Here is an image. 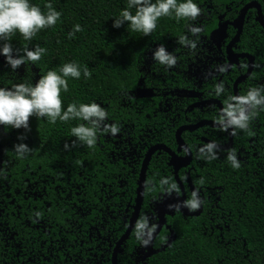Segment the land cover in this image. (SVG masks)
<instances>
[{"label": "trees", "instance_id": "16d2710c", "mask_svg": "<svg viewBox=\"0 0 264 264\" xmlns=\"http://www.w3.org/2000/svg\"><path fill=\"white\" fill-rule=\"evenodd\" d=\"M251 1L194 0L200 14L205 13L207 5L216 6L219 14L225 5L234 10ZM254 1L264 10L262 0ZM45 2H50L60 12L54 25L40 29L27 41L18 33L10 35L6 41L0 39V45L9 43L14 50L13 56L23 55L24 48L34 46L44 47L45 52L38 61L25 60L17 67L22 69L20 74L10 69L0 56V87L10 88L21 82L34 84L45 71H58L64 63L76 62L78 66H86L90 75L85 78L81 71L79 79L66 78L68 90L60 93L62 110L68 103L95 102L107 113L104 124L115 123L119 131L115 134L98 131L94 145L88 147L70 135L69 128L78 122L75 119L63 122L57 119L49 123L45 117L30 116L27 130L0 126V200L3 201L0 207L6 208L2 217L8 224L23 222L28 202L31 203V223L36 217L35 212L30 211L33 208L47 224H63L64 218L71 220L76 211L77 223L84 227L90 225L92 238L98 240V234L113 246L127 227L124 220L131 212L140 169L139 163H134L137 153L131 157V165L111 155L115 146H120L119 139L113 136L126 127L123 138H130L128 142L134 146L141 134V124L147 123L138 115L139 101L132 95L139 77L138 59L143 51L154 45L171 46L192 20L160 17L156 27L145 36L130 30L126 22L119 28L112 27V20L126 6L127 0H29L42 12L46 11ZM75 24L80 25L81 31L69 37L67 34ZM206 24L208 29L215 27V14ZM252 25L258 30L249 11L239 46L250 51L253 45L248 35L255 30ZM145 136H142L145 140L153 138L151 143H174L172 131ZM182 137L189 143L186 135ZM18 143L31 149L24 158L12 151L13 145ZM260 151L261 160L251 159L253 162L236 169L230 164L213 165L214 159L203 165H193L192 185L203 195L200 213L182 217L174 212L166 217V226L174 232L175 240L145 260L141 259L142 246L132 231L123 244L117 264H136L135 261L137 264H264V151ZM165 162L162 156L150 161L145 184L151 180L154 187L152 191L145 187L142 210L150 212V207L164 193L159 188L160 178L167 177L175 182ZM178 176L182 179V173ZM26 178L31 183L36 182L33 191H39L38 197L25 199ZM210 189L216 191L217 201L208 197L212 193ZM189 196L186 192V199ZM45 207L47 212L44 213ZM148 222L153 224L151 218ZM167 233L165 228L160 231L154 240V249L164 245ZM112 246L99 244L95 250L97 260L101 254L103 259L110 258Z\"/></svg>", "mask_w": 264, "mask_h": 264}, {"label": "flooded vegetation", "instance_id": "af4514ba", "mask_svg": "<svg viewBox=\"0 0 264 264\" xmlns=\"http://www.w3.org/2000/svg\"><path fill=\"white\" fill-rule=\"evenodd\" d=\"M251 2H256L259 5L264 22V10L261 4L254 0ZM261 3L264 7V0ZM239 10L237 8L233 10L228 5H225L224 11L218 14L216 6L207 5L204 14H199L195 20L188 23L199 27L201 31L193 35L188 31V27L185 26L182 32L188 39H194L196 41L194 48L190 49L187 46L180 45L177 42V38L171 46H164L166 51L176 57V63L171 67L160 65L152 59V52L160 44L143 51L138 59L139 77L136 88L140 87L149 90L152 94L150 96L138 97L134 93L135 88L132 95L139 101L137 104L139 108L137 110L138 115L143 117L147 123L143 122L141 124L139 128L141 134L138 135V141L134 146L128 142L130 138H123V134L126 133V127L121 129L117 135L113 136L119 139L120 146H115V150L111 152V155L120 157L127 165H131V157L134 153H137L134 163L137 161L139 168L147 150L155 145H163L178 156H184L188 150L190 153V162L186 167L180 168L177 172V179L184 190L185 198L186 192L191 193L188 182L192 185L190 173L194 167L193 165H203L209 160L199 151L203 145L211 141L215 142V159L211 164L219 166L230 164L226 159L229 150H235L236 159L241 166L253 162L251 159L255 160L256 158V160H261L260 150L264 151V109H255L257 114L249 120L247 129H236L235 134H231V128H221L214 119L223 107V100L227 95H244L249 87L264 86V29L255 19L256 10L254 8H250L247 11V13L249 11L252 13V19L258 28L257 30L252 25L253 27L251 28L255 30L248 35L251 38L253 48L250 51L239 46L241 32L238 42L230 50L231 53L228 52L227 54L226 51L228 42L236 33L235 28L230 23L238 16ZM212 14H215L216 25L208 29L206 20H209ZM246 15L244 23L246 21ZM224 22L228 23L225 29V37L221 41H218L216 36L212 35V32L217 28L218 24ZM237 55L242 56L237 57ZM250 60L252 61L251 71L246 78L237 83V94L235 95L233 84L239 76L246 72ZM220 66H224L225 71H217ZM14 71L20 74L22 69H15ZM217 83H222L224 87V91L219 96L215 93V85ZM199 123L201 124L200 126L181 132L180 137L187 150H177L178 146L175 141V132L180 127H192ZM142 131H144L143 135ZM164 131H172L174 143L169 145L159 142L151 143L153 138H149L148 134H159ZM145 134L148 137L146 140L142 137ZM183 135L187 136L189 143L184 141ZM117 142L118 140L114 142V145ZM160 156L166 158L165 163L169 167L173 179L177 184L178 190L172 194H179V185L174 178L172 167L168 165L169 156L166 152L163 150H155L150 156L147 168L151 160H155ZM178 173H182V179L178 176ZM36 186L35 181L31 183L29 178L25 179L26 191L23 192L26 195L25 199H30L31 196H39V191H33ZM194 190L196 189L194 188ZM40 191H42V188ZM215 193L216 191H212L208 197H212L217 201L218 196ZM197 194L202 201L203 195L201 192L197 191ZM6 197H9V195ZM208 197L207 200L209 199ZM12 202L10 201V203ZM2 204L3 201L0 200V205ZM30 204L28 202L25 207L27 213L25 214L24 212L25 218H23V222L17 225L6 222L2 217V213L6 208L0 207V264H104L107 260L108 263L106 264H110L111 256L106 260L102 258L101 254L97 260L95 250L99 244H106L108 247H111V242L107 238L99 237L98 234V240L92 238L90 225L84 227L77 223V219L74 217L76 211L71 215V220L64 218L65 223L63 224H47V220L39 217H33L34 223H31L29 218ZM132 206L130 215L132 213ZM46 207L42 210L44 213L47 212ZM154 207L155 203L150 207V212L140 208L138 218L142 212V215L147 216L148 219L151 218L152 223L156 224ZM16 211L18 213L20 210ZM30 211L36 212L34 208ZM61 212L63 213L64 210H61ZM130 215L128 216L130 217ZM129 217L124 220L126 224L128 223ZM56 220H59V218ZM164 228L168 231L165 235L166 242L170 230H168V226L165 224L160 231ZM97 241H100L99 244H97ZM125 241L120 246L117 261L118 256L123 253L122 247ZM114 245L111 248V254ZM141 251L143 253L141 256L142 259L144 255L143 248ZM135 263L137 264L138 262L135 261Z\"/></svg>", "mask_w": 264, "mask_h": 264}, {"label": "clouds", "instance_id": "9594fccd", "mask_svg": "<svg viewBox=\"0 0 264 264\" xmlns=\"http://www.w3.org/2000/svg\"><path fill=\"white\" fill-rule=\"evenodd\" d=\"M44 8L46 11L42 12L39 6L29 3V0H0V39L6 41L10 35L18 33L27 41L40 29L54 25L60 17V12L55 10L50 2H45ZM200 11L194 0H127L126 6L121 8L117 17L112 20V27L119 28L126 22L130 30L146 36L156 27L160 17H173L176 21L195 20ZM186 26L193 35L201 31L195 25ZM79 31L80 25L75 24L67 35L71 37L74 32ZM177 42L190 49L196 45L194 39H188L183 33L177 37ZM13 51L7 42L0 45V56L4 57L10 69L15 70L25 60L38 61L45 48L42 46L24 48L23 55L16 56L12 55ZM152 59L165 67H171L176 63V57L166 51L162 44L152 52ZM81 71L85 78L90 75L86 66L66 62L58 71L51 69L45 71L34 84L21 82L13 84L10 88L0 87V126L27 130L30 116L45 117L49 123H55L57 119L62 122L75 119L78 122L69 128L70 135L88 147L94 145L97 132L100 130L110 134L117 133L119 131L117 124H104L107 113L95 102L68 103L62 110L60 93L68 90L66 78L79 79ZM217 71L223 72L225 67L220 66ZM223 91V84L217 83L216 95L219 96ZM257 108L264 109V86L249 87L244 95H227L223 100V107L214 119L221 128H231V134H235L236 129H247L249 120L257 114L255 111ZM215 148V142L211 141L203 145L199 151L206 159L211 160L215 159ZM12 151L17 157L24 158L31 149L24 143H18L13 145ZM226 159L233 169L240 167L235 150H229ZM200 182H204L203 178ZM158 183L160 190L165 194L178 190L177 184L170 178L162 177ZM145 187L152 191L154 185L149 180ZM201 203L197 191L193 190L188 199L169 207H175L176 210L180 207L196 210ZM34 215L39 217L40 213L35 212ZM155 229L156 225H149L148 217L141 215L134 223L133 236L141 246H147Z\"/></svg>", "mask_w": 264, "mask_h": 264}, {"label": "water", "instance_id": "95a60500", "mask_svg": "<svg viewBox=\"0 0 264 264\" xmlns=\"http://www.w3.org/2000/svg\"><path fill=\"white\" fill-rule=\"evenodd\" d=\"M250 8H254L256 10V21L260 24V26L264 29V22L262 19V15L260 12V8L259 5L256 2H248L245 5H243L238 13V16L233 20L232 23H230L236 30L235 35L230 39V41L228 42L227 46H226V51L227 54L228 52L231 53V48L232 46L238 42L239 40V36L242 32L243 29V24H244V19H245V15L247 13V11ZM228 23L224 22V23H220L218 24L217 28L212 32V35H215L216 38L218 39V41H221L224 37H225V29H226V25ZM242 55H237V57H241ZM252 68V61L250 60L248 62V67L246 72L239 76L234 84H233V90H234V94L236 95V85L238 82H240L241 80H243L244 78H246ZM135 95L138 97H144V96H150L152 93H150L149 90H145L143 88L137 87L134 91ZM201 124H197L195 126L192 127H188V126H183L180 127L176 132H175V141L177 144V150H181V149H186L184 142L182 141L180 134L182 131L186 130V129H194L198 126H200ZM155 150H163L164 152H166L169 156V161H168V165L172 167V171L174 174V178L177 181L178 185H179V194H163L160 201H158L157 203H155V207H154V213H155V217H156V229L155 231L152 233V239L150 241V243L147 246H142L143 250H144V255L142 257V260H145L146 258L160 252L163 251L165 247H168L171 245V243L175 240V234L173 231L170 230L166 242L164 243L163 246L159 247L158 249H154L153 248V240L155 238V236L158 234V232L160 231V229L166 224V217L167 216H171L174 212H179L182 217H193V216H197L200 213V207L192 212L189 211L187 208L184 207H180L179 210H176L175 207H169L171 206H175L177 204H179L180 202L186 200L185 198V193L184 190L180 184V182L177 179V172L180 168L182 167H186L189 162H190V153L186 152V154L184 156H178L176 155L174 152L170 151L168 148H166L163 145H155L153 147H150L147 152L144 155L143 161L141 163L140 169H139V173H138V178H137V182H136V189H135V198L133 201V206H132V213L128 219V223H127V227L125 232L122 234V236L117 240V242L115 243L114 247H113V251L111 254V262L110 264H117V255L120 252V246L121 244L128 238L130 232L132 231L133 227H134V223L138 218V214L141 208V204L143 201V197H144V189H145V175H146V169H147V164L148 161L150 159V156L153 154V152ZM188 185L190 187L191 192L194 190L193 186L188 182Z\"/></svg>", "mask_w": 264, "mask_h": 264}]
</instances>
